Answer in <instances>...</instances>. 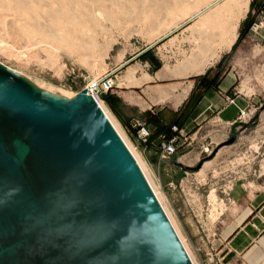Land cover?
I'll use <instances>...</instances> for the list:
<instances>
[{"label": "rangeland", "instance_id": "374dc122", "mask_svg": "<svg viewBox=\"0 0 264 264\" xmlns=\"http://www.w3.org/2000/svg\"><path fill=\"white\" fill-rule=\"evenodd\" d=\"M213 1L0 0V62L42 89L72 97L105 74L114 81L149 44L174 56L202 52L218 28L205 20L207 10L198 13ZM249 1L218 0L217 11L223 7L231 21L234 4ZM106 92L99 97L141 158L197 264H240L225 236L240 208L236 196L264 188V101L241 119L181 136L177 151L160 158L155 145L164 135L154 133L151 140L149 130L145 141L136 138L135 127L112 111Z\"/></svg>", "mask_w": 264, "mask_h": 264}, {"label": "water", "instance_id": "95a60500", "mask_svg": "<svg viewBox=\"0 0 264 264\" xmlns=\"http://www.w3.org/2000/svg\"><path fill=\"white\" fill-rule=\"evenodd\" d=\"M0 264H193L86 89L56 99L2 62Z\"/></svg>", "mask_w": 264, "mask_h": 264}, {"label": "crops", "instance_id": "0c3cea01", "mask_svg": "<svg viewBox=\"0 0 264 264\" xmlns=\"http://www.w3.org/2000/svg\"><path fill=\"white\" fill-rule=\"evenodd\" d=\"M221 4L205 13L218 32L202 52L174 56L169 48L149 44L114 74L107 101L123 125L137 119L153 140L154 133L163 136L165 128L176 124L188 138L213 122L226 125L240 110L264 101V27L252 30L246 22L241 32L248 14L264 20V0L235 3L231 21L221 13L223 7L217 11ZM240 195L225 243L240 264H264V188Z\"/></svg>", "mask_w": 264, "mask_h": 264}, {"label": "built area", "instance_id": "2783aa9c", "mask_svg": "<svg viewBox=\"0 0 264 264\" xmlns=\"http://www.w3.org/2000/svg\"><path fill=\"white\" fill-rule=\"evenodd\" d=\"M258 27H264V20L262 19L253 20L249 25V28L252 30L257 29ZM112 86H113V81L111 76L105 74L99 79H95L93 81L88 82L84 88L93 97L100 98L99 95L103 92L110 90ZM251 110H246V109L240 110L238 114V118L241 119L245 116H248ZM132 126L135 127L134 128L135 137L139 138L142 141H145V139L149 135V128L137 119L132 123ZM171 128L173 130V133L169 137L163 136V138H161L156 144L160 158H166L171 154L175 153L177 151L178 142L181 136L185 138L184 132L181 131L180 127H178L176 124H173Z\"/></svg>", "mask_w": 264, "mask_h": 264}, {"label": "bare ground", "instance_id": "6f19581e", "mask_svg": "<svg viewBox=\"0 0 264 264\" xmlns=\"http://www.w3.org/2000/svg\"><path fill=\"white\" fill-rule=\"evenodd\" d=\"M54 1H55V0H54ZM217 1H218V0H215V1L211 2V3H210V4H209L204 10H201L198 14H201V13L204 12L205 10H208V9L211 8L212 6H215L216 4H218ZM245 1H246V0H245ZM216 2H217V3H216ZM46 3H47V2H46ZM53 4H54V3H53ZM53 4H52L51 6H53ZM58 4H59V3H58ZM58 4H57V5H58ZM245 4H246V3H245ZM54 5H55V4H54ZM247 5H248V3H247ZM242 6H243V5H242ZM54 7H55V6H54ZM50 8H51V7H50ZM244 8H245V7H244ZM246 8H247V7H246ZM238 9H240V8H238ZM242 9H243V8H242ZM21 10H23L22 13H27V12H25L24 9H21ZM53 11H55V10H53ZM240 11H242V10H240ZM31 13H32V12H31ZM31 13H30V15H32ZM31 18H32V22H33V21H36V19H35L36 17H35L34 15L31 16ZM36 24H37V22H36ZM2 64H3L4 66H6L7 68H10L11 70L16 71L17 73H19V74L22 75L21 72L12 69L11 67L5 65L4 63H2ZM22 76H23V75H22ZM23 77H24L25 79H27V80H28V81H29V82L35 87L36 90L46 92V93H48L49 95H51L52 97H54V98H56V99L68 100V99L74 97V96H72V97H68V96H65V95H59V94L53 93V92L50 91V90L42 89V88H41L42 86L40 87V86L36 85V84H35L32 80H30L29 78H27V77H25V76H23ZM88 94H89V93H88ZM90 95H91V94H90ZM91 97H92V99L98 104V106L101 108V110L104 112V114L106 115V117L108 118V120L110 121V123L112 124V126L114 127V129L116 130V132L118 133L119 137L122 139V141L125 143V145H126L127 148L129 149V151L131 152V154L133 155V157H134L135 160L137 161V163H138L139 167L141 168V170H142L144 176L146 177V179H147L149 185L151 186V188H152L153 192L155 193V195H156L158 201L160 202L161 206L163 207V209H164V211H165L167 217L169 218V220H170V222H171L173 228L175 229V231H176L178 237L180 238V240H181V242H182V244H183V246H184V248H185L187 254L189 255V257H190L192 263H193V264H197V262L195 261V258L193 257V255H192V253L190 252V250H189L187 244L185 243L184 238H182V235H181V233H180V231H179L177 225L175 224V222H174V220H173L171 214L169 213L168 209L166 208V205L164 204V202H163V200H162V198H161V196H160L158 190L156 189V187L154 186V183H153L152 180L150 179V176H149V174L147 173L146 168H145V166H144V164H143L141 158L139 157L138 153L135 151V149L133 148V146L130 144V142L128 141V139L126 138V136L124 135V133L122 132L121 128L118 126L117 122L115 121V119L112 117V115L110 114V112H109V110L107 109V107H106V106L104 105V103L102 102V99H101V98H97V97L95 98V97H93L92 95H91Z\"/></svg>", "mask_w": 264, "mask_h": 264}, {"label": "trees", "instance_id": "16d2710c", "mask_svg": "<svg viewBox=\"0 0 264 264\" xmlns=\"http://www.w3.org/2000/svg\"><path fill=\"white\" fill-rule=\"evenodd\" d=\"M247 17H248V15H247ZM246 21H250V20L249 19L246 20V17H245V19L241 22V32L245 28L244 25H245ZM189 96H192V93ZM172 133H173V130H172L171 127H169L168 129L165 128V134H164V136L169 137Z\"/></svg>", "mask_w": 264, "mask_h": 264}]
</instances>
